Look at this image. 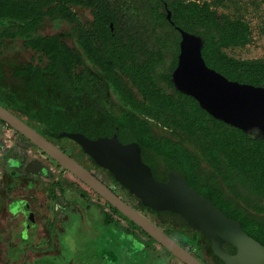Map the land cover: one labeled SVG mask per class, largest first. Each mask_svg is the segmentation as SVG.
I'll return each instance as SVG.
<instances>
[{"label": "trees", "instance_id": "obj_1", "mask_svg": "<svg viewBox=\"0 0 264 264\" xmlns=\"http://www.w3.org/2000/svg\"><path fill=\"white\" fill-rule=\"evenodd\" d=\"M74 6L90 10L87 22L93 29ZM167 10L174 24L166 18ZM47 19L72 27L50 36L36 34ZM175 26L202 37L201 55L208 67L229 80L264 86V59H240L225 51L250 42L249 22L213 9L207 0H0V53L10 39L40 53L38 62L15 64L10 75L0 63V104L48 139L70 143V151L61 148L202 262L225 264L206 236L181 215L144 206L78 144L59 136L64 131L91 139L116 134L122 143L137 142L155 179L178 174L264 246V137L249 136L213 117L193 96L176 89L172 73L181 36ZM74 178L108 208L102 220L116 239L118 230L124 239L133 228L157 243ZM222 247L236 251L228 243ZM139 248L140 260L150 264L153 257L146 259L144 253L151 243Z\"/></svg>", "mask_w": 264, "mask_h": 264}, {"label": "water", "instance_id": "obj_2", "mask_svg": "<svg viewBox=\"0 0 264 264\" xmlns=\"http://www.w3.org/2000/svg\"><path fill=\"white\" fill-rule=\"evenodd\" d=\"M166 18L174 24L169 10ZM175 28L181 36L178 64L172 73L176 89L193 96L201 108L213 117L249 136L264 137V86L229 80L208 67L201 55L202 37L178 26ZM0 120L143 229L171 256L184 264H205L68 152L2 104ZM59 136L78 144L85 154L108 170L144 206L181 215L189 226L206 236L213 252L225 264H264V246L190 187L181 176L171 171L166 181L155 179L150 167L142 161L137 142L122 143L116 134L91 139L82 133L64 131ZM41 170L44 168L38 161L31 162L26 168L34 175ZM223 243L234 247L235 253L225 251Z\"/></svg>", "mask_w": 264, "mask_h": 264}, {"label": "rangeland", "instance_id": "obj_3", "mask_svg": "<svg viewBox=\"0 0 264 264\" xmlns=\"http://www.w3.org/2000/svg\"><path fill=\"white\" fill-rule=\"evenodd\" d=\"M203 1V0H198ZM210 2L211 7L213 9H216L219 12H226L231 16L237 17L241 16L245 18L249 22L250 25V37L251 40L248 44L245 46L240 47H229L226 48L225 51L240 59H254V58H262L264 59V3L263 0H207ZM75 12L78 14L79 18L83 22L90 21L92 19L90 13L87 11L79 12L75 10ZM67 25L65 24L62 29H66ZM52 30H55V28H51V21L46 20L44 22V32H51ZM31 54L29 50H26L21 45L20 40L15 41H5L3 47L1 48L0 53V63L4 65V69L6 71L7 75H10L12 67L15 64H21L27 62L28 56ZM18 58H22L23 61L15 62L14 60ZM4 128V123L0 121V170L5 171V163L7 158L13 157V158H22L26 163L30 162L31 160H34V158L39 157V161L42 162L44 166L49 165L51 162L49 160H46L47 157L44 153H40V151L37 148H34L33 145L26 143L25 147L18 146L17 142H14L15 138H20L19 134L13 131L11 137H6L4 134H2V130ZM16 133V134H15ZM55 144L58 146H62L67 150L72 149V145L67 142H57L54 141ZM32 150V151H31ZM42 155V156H41ZM49 174H42L43 176H40L39 182L49 183V182H58L60 181L61 186L63 188H71L73 184H78L82 186L81 188H85L84 185L80 184L74 177H72L68 172L61 170L60 167L57 166L54 162L50 164ZM47 167V168H49ZM7 173V172H6ZM1 174V173H0ZM50 191L48 190V193ZM53 192V187H52ZM61 193V190L57 189L55 191V196L57 194ZM45 195L44 198L48 199L47 195L48 193L44 191ZM67 194V196H66ZM65 195L62 193L61 196H59V200H57V204L59 207L60 205L64 204V199H68L69 197H72L68 192ZM74 198V197H73ZM92 202H93V216L95 219L92 220L90 224L87 223V226H85L87 229L83 228V225L75 219V213L72 216H69L66 219L62 220V231L60 244L62 247L61 255L59 258L54 259L52 257H46L43 261L49 262L50 264H96L98 262V259L95 258V255H98L101 253V251L108 252V256L106 257V254H104V259L102 260V264H144L143 257H141V251H139V247L144 245V243H151V246L154 250V259L150 264H183L176 258H171L166 250L158 243H152L149 242L148 237H146L144 234L140 233L136 229L131 228L130 233L125 232V238L123 239V235H118V244L117 247L103 244L104 242L101 241L100 233L102 231L101 224L99 223L100 219L102 218V208L103 212H107L108 208L103 204V201L96 198L94 195H92ZM58 213V211H57ZM70 214V213H69ZM68 214V215H69ZM113 215V214H112ZM45 214H41L37 217L39 220V224L43 226V229L49 232L51 229H48V227H51L47 224L46 218H43ZM115 219H118L121 221V224L125 226V228H130L128 223L124 220H121L116 215H113ZM72 218V219H71ZM71 221V222H70ZM108 235V238H110V244L112 242L111 239L115 240L116 242V235L111 233L108 229L105 231ZM47 236V234H46ZM7 239L0 238V251L2 252L3 245L6 243ZM2 242V243H1ZM126 244H130L133 248V250H126L124 257L121 255L115 258L112 253L117 254L118 248H127L125 246ZM115 245V246H116ZM191 247L197 251V254L202 256L201 252L197 249L196 244L190 243ZM113 247V250L111 252V248ZM129 247V246H128ZM110 249V250H109ZM128 249V248H127ZM46 253H48L50 248H45L43 250ZM119 251V250H118ZM39 255V253H37ZM35 253L28 255L29 263L33 262L32 260L34 257H36ZM146 256V259L151 258L152 251L148 250V253H144ZM41 255V254H40ZM5 258V255L0 253V260H3ZM141 259V260H140ZM208 260V259H207ZM43 261L41 263H43ZM210 263L211 261L208 260Z\"/></svg>", "mask_w": 264, "mask_h": 264}, {"label": "flooded vegetation", "instance_id": "obj_4", "mask_svg": "<svg viewBox=\"0 0 264 264\" xmlns=\"http://www.w3.org/2000/svg\"><path fill=\"white\" fill-rule=\"evenodd\" d=\"M73 8L74 10H77L79 12L87 11L88 13H90L89 9L82 6H74ZM65 24L67 25V28L62 29ZM84 25L87 27L89 26V28L92 29L94 27L90 22H86L84 23ZM114 26L115 25L113 23L109 24V30L111 32H114ZM71 27L72 25L67 24L64 21H52L51 28H55V30L46 33L44 32L43 24V26L38 29L36 34L50 36L56 33L63 32L65 30H70ZM116 27L123 28V26L119 24H116ZM99 30L97 29V32L95 33L97 36H99L100 34ZM15 40L19 39H10L8 41L12 42ZM21 45L23 46L22 42ZM24 49L31 52V54L28 56L27 62L32 60L38 62V59L36 57H38L40 53L29 48ZM14 61L20 62L23 61V59L17 57V59H15ZM6 128L10 127H8L4 123L2 134H4L5 136ZM13 133L14 132L11 130L10 135L12 136ZM16 135L18 136V134ZM19 137L20 138H15L14 140V142H17L18 146L25 147V142L30 144L20 135ZM40 153L42 154L43 152L40 151ZM38 159L39 157H35L34 160L26 163L22 158L10 157L7 158L5 163V171L7 173L3 170H0V238L7 239L6 243H4L2 247L3 251H0V253L5 255V258L3 260H0V264H50L48 261L45 262L43 260L46 257L58 259L61 255L62 247L60 244V234L64 230L62 229V220L68 218L69 216H72L75 213V219L83 225L84 229H87L85 227L87 226V223L90 224L92 220L95 219L92 212V193L86 187L81 188L82 186L78 184L70 185L72 186L71 189L63 188L61 184H56L55 182H49L48 184L44 182L40 183L38 181L40 179L39 177L43 176L44 174H49V166L54 161L47 156L45 159L49 160L51 163L47 166H44ZM33 161H38L41 165H43L44 170H41L35 175L30 174V172L26 171L28 164ZM57 189L61 190V193L58 192L57 196H55L54 193ZM48 190L50 191L49 193ZM44 191L48 193V199L44 198ZM67 192L72 197L64 199V204H62V206L60 205L59 207L58 205H56L57 200H59L58 197L61 196L62 193L65 195ZM40 213L45 214L43 218H46L47 224L49 226L51 225V227H48V229H51L49 232L47 231V229L44 230L43 226L39 224V220L37 217L40 215ZM99 223L102 227L100 240L103 242L105 241L103 244H106L105 246L107 247L108 245L117 247L116 244H118L119 237L116 242H114L115 240L111 239L112 242L110 244V238H108V235L105 232L108 230V228L103 222L102 218L100 219ZM116 233L117 236L120 234L124 235L123 231L118 230ZM45 248H50L51 251L45 254V252L43 251ZM127 248H118L119 251L117 250V254L112 253V255H114L115 258L120 255L124 257V255L126 254L125 251L130 250L129 247ZM140 249L141 248H139L138 250ZM112 250L113 247L111 248V252ZM131 250H133V248H131ZM149 250L152 251V257L154 259L153 248H149ZM105 252L106 251H101L100 254L95 255V258L98 259V262L96 264H102L104 254H106L107 257L109 251H107V253ZM33 253H39V255L37 254L36 257H34V259L32 260L33 262L29 263L28 255ZM168 255L171 258H174L170 255V253H168ZM42 261L43 263H41Z\"/></svg>", "mask_w": 264, "mask_h": 264}, {"label": "built area", "instance_id": "obj_5", "mask_svg": "<svg viewBox=\"0 0 264 264\" xmlns=\"http://www.w3.org/2000/svg\"><path fill=\"white\" fill-rule=\"evenodd\" d=\"M11 130H12L11 128H6L5 133H6V136H7V137L11 136V135H10ZM12 131H13V130H12Z\"/></svg>", "mask_w": 264, "mask_h": 264}, {"label": "crops", "instance_id": "obj_6", "mask_svg": "<svg viewBox=\"0 0 264 264\" xmlns=\"http://www.w3.org/2000/svg\"><path fill=\"white\" fill-rule=\"evenodd\" d=\"M130 249L132 248V247H129Z\"/></svg>", "mask_w": 264, "mask_h": 264}]
</instances>
